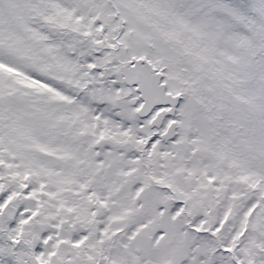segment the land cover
I'll list each match as a JSON object with an SVG mask.
<instances>
[{"label": "snow or ice", "instance_id": "1", "mask_svg": "<svg viewBox=\"0 0 264 264\" xmlns=\"http://www.w3.org/2000/svg\"><path fill=\"white\" fill-rule=\"evenodd\" d=\"M0 264H264V0H0Z\"/></svg>", "mask_w": 264, "mask_h": 264}]
</instances>
